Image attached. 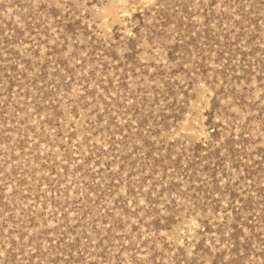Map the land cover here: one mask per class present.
I'll use <instances>...</instances> for the list:
<instances>
[{
	"label": "rangeland",
	"instance_id": "1",
	"mask_svg": "<svg viewBox=\"0 0 264 264\" xmlns=\"http://www.w3.org/2000/svg\"><path fill=\"white\" fill-rule=\"evenodd\" d=\"M0 264H264V0H0Z\"/></svg>",
	"mask_w": 264,
	"mask_h": 264
}]
</instances>
